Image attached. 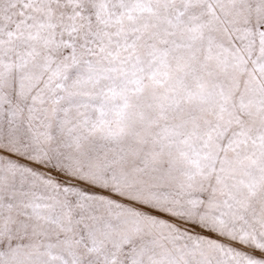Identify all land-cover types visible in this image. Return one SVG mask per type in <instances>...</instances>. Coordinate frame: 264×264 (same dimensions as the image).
I'll list each match as a JSON object with an SVG mask.
<instances>
[{
  "label": "snow or ice",
  "instance_id": "obj_1",
  "mask_svg": "<svg viewBox=\"0 0 264 264\" xmlns=\"http://www.w3.org/2000/svg\"><path fill=\"white\" fill-rule=\"evenodd\" d=\"M0 264H264V0H0Z\"/></svg>",
  "mask_w": 264,
  "mask_h": 264
}]
</instances>
